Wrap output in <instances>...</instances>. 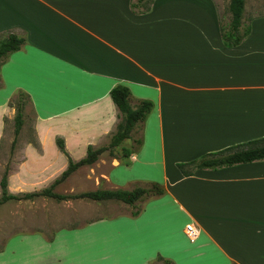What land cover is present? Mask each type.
<instances>
[{"label":"crops","instance_id":"0c3cea01","mask_svg":"<svg viewBox=\"0 0 264 264\" xmlns=\"http://www.w3.org/2000/svg\"><path fill=\"white\" fill-rule=\"evenodd\" d=\"M229 3L0 0V36L26 39L0 67V117L19 91L34 112L40 149L24 151V168L54 182L68 156L79 161L89 146H108L120 122L110 92L124 85L132 108L141 100L154 107L126 140L140 135L135 154L120 160L122 149L133 147L123 143L118 156L107 162L103 154L94 164L107 162L98 183L165 189L139 202L137 217L60 229L51 241L16 237L0 252V264H154L158 257L174 264H264V160L190 176L178 167L264 138V12L245 23L248 12H262L264 0H255L254 10L246 0L242 26L250 32L232 47L221 36L220 11Z\"/></svg>","mask_w":264,"mask_h":264},{"label":"rangeland","instance_id":"374dc122","mask_svg":"<svg viewBox=\"0 0 264 264\" xmlns=\"http://www.w3.org/2000/svg\"><path fill=\"white\" fill-rule=\"evenodd\" d=\"M249 5L248 8L251 7L254 10L256 8L255 0H249ZM263 7L260 10L261 13L248 12L245 16V23L253 16L263 14ZM220 14L224 24H228L231 20L229 7L225 6L224 9H221ZM2 40L3 37L0 36V42ZM0 85L2 87L1 78ZM10 103L0 117V181L5 171L8 170V193L22 195L38 192L50 187L54 182H50L49 177L51 176L46 178L44 172L38 173V168L32 167L33 169H31V167L24 168L23 166L27 157L24 151L30 147L40 149L36 142L34 112L30 103L25 100L24 124L19 135L16 136L14 121L16 111ZM134 137L131 144L130 141H125L124 145L135 146L134 141L140 135ZM119 153L120 149H115L113 156H118ZM113 156L109 152L104 154L107 162ZM107 162H104L102 166H97V168L94 165L81 167L76 173L55 187L54 192L60 195L72 196L98 189L116 190L104 184L103 181H100V184L98 183L100 174L108 169ZM60 176L61 174L56 179ZM125 188L124 190H130L129 185H126ZM142 205L143 203H138L135 208H132L118 201L95 202L88 199L57 201L52 198H37L34 200L9 201L0 206V252L16 237L41 235L45 240H49L60 229L78 228L94 220L130 215L136 208H141Z\"/></svg>","mask_w":264,"mask_h":264},{"label":"trees","instance_id":"16d2710c","mask_svg":"<svg viewBox=\"0 0 264 264\" xmlns=\"http://www.w3.org/2000/svg\"><path fill=\"white\" fill-rule=\"evenodd\" d=\"M147 0H138L139 3L146 2ZM246 0H230L229 13L231 20L228 24H224L221 21V36L224 44L227 47L236 46L248 36L250 29L243 28L242 18L245 11ZM26 44L25 37L18 36L13 32L3 34V40L0 42V67L5 63L7 58L22 49ZM1 88V85H0ZM131 91L124 85H117L114 87L110 96L119 111L120 122L117 126V130L111 138L108 146L94 148L88 147L87 154L84 158L79 161H73L65 150V144L63 139H57L58 148L68 156L69 165L67 169L61 174V176L52 183L48 188H45L38 192L24 193L22 195H14L8 193V170L5 171L1 181V196L0 206L6 204L9 201H21V200H34L37 198H52L57 201H67L70 199H88L95 202L103 201H118L129 205L133 208L136 207L137 203L146 201L153 197L162 196L165 194V189L158 183H148L146 186H136L133 190H103L98 189L96 191H89L78 195L66 196L60 195L54 192L55 187L68 179L81 167H90L98 162L100 157L109 152L110 155H114V150L119 148L126 140L131 138L132 132L137 125L143 124L149 114L152 112L154 104L148 100H141L137 103L136 108H132ZM25 100L30 102L29 96L19 91L10 105L15 108L16 115L15 121V134L19 135L24 121V108ZM16 141V140H15ZM14 141V142H15ZM135 146L132 148H123L122 157L120 160L129 159L135 154L141 147L142 139H136L134 141ZM264 160V138L242 143L236 146L226 148L224 150L206 154L190 163L179 164L178 167L185 176L192 175L196 170L201 169H218L222 167H228L238 164L251 163L255 161ZM141 212L140 208H136L131 213L133 217H137ZM50 241L52 240L49 239ZM154 264H174L170 260L158 257Z\"/></svg>","mask_w":264,"mask_h":264},{"label":"built area","instance_id":"2783aa9c","mask_svg":"<svg viewBox=\"0 0 264 264\" xmlns=\"http://www.w3.org/2000/svg\"><path fill=\"white\" fill-rule=\"evenodd\" d=\"M187 232H188V234H189L191 237H194V236L197 235L196 231H195V230L193 229V227H191V226H188V227H187Z\"/></svg>","mask_w":264,"mask_h":264}]
</instances>
